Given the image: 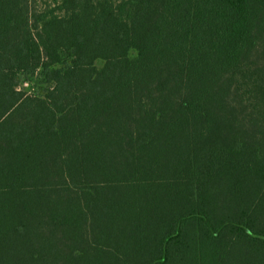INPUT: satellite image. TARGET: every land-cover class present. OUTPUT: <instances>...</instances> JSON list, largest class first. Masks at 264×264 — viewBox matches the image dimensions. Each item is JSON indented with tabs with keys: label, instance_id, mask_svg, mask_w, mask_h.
<instances>
[{
	"label": "trees",
	"instance_id": "obj_1",
	"mask_svg": "<svg viewBox=\"0 0 264 264\" xmlns=\"http://www.w3.org/2000/svg\"><path fill=\"white\" fill-rule=\"evenodd\" d=\"M0 264H264V0H0Z\"/></svg>",
	"mask_w": 264,
	"mask_h": 264
},
{
	"label": "rangeland",
	"instance_id": "obj_2",
	"mask_svg": "<svg viewBox=\"0 0 264 264\" xmlns=\"http://www.w3.org/2000/svg\"><path fill=\"white\" fill-rule=\"evenodd\" d=\"M54 3V0H39V4L41 6L43 5H52ZM96 64L98 67H101L103 65L102 60H97ZM25 82H28V86L24 85ZM17 87L28 92L30 91V94L36 95V96H44L46 92L47 85L44 83L42 77L39 73L29 74L26 76H23L22 74H19L17 76ZM29 93V92H28Z\"/></svg>",
	"mask_w": 264,
	"mask_h": 264
},
{
	"label": "built area",
	"instance_id": "obj_3",
	"mask_svg": "<svg viewBox=\"0 0 264 264\" xmlns=\"http://www.w3.org/2000/svg\"><path fill=\"white\" fill-rule=\"evenodd\" d=\"M28 82H25L24 85L28 86ZM19 90H21L20 88H18ZM29 92V93H28ZM27 93L30 94V91H28Z\"/></svg>",
	"mask_w": 264,
	"mask_h": 264
}]
</instances>
